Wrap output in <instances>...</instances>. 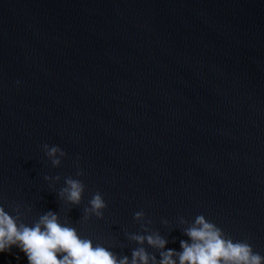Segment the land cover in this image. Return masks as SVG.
I'll return each mask as SVG.
<instances>
[{"label":"water","instance_id":"water-1","mask_svg":"<svg viewBox=\"0 0 264 264\" xmlns=\"http://www.w3.org/2000/svg\"><path fill=\"white\" fill-rule=\"evenodd\" d=\"M68 176L79 206L57 197ZM0 204L55 211L118 256L141 210L167 248L204 215L264 255V0H0Z\"/></svg>","mask_w":264,"mask_h":264},{"label":"clouds","instance_id":"clouds-1","mask_svg":"<svg viewBox=\"0 0 264 264\" xmlns=\"http://www.w3.org/2000/svg\"><path fill=\"white\" fill-rule=\"evenodd\" d=\"M42 147L51 166L59 168L67 153L58 145ZM76 166L79 168L78 160ZM82 175L83 170L77 171V177ZM44 179L53 184L61 177ZM85 187L80 179L68 176L56 194L59 200L79 206ZM106 208L104 196L97 191L83 210V220L91 216L102 218ZM24 217L25 212L19 206L9 210L0 204V254L11 253L15 248L23 254L26 264H264V255L256 252L247 240H234L204 215L196 216L191 223L179 219L181 225H186L183 234L188 239L180 240L177 251L167 248L168 240L159 231L151 230L152 221L146 220L143 210L137 211L134 219L140 223L143 234L129 235V239L140 245L132 250L131 258L118 256L110 250L111 246L83 237L55 211L44 212L32 223H26ZM162 223L167 226L169 221L165 219ZM145 244L158 251L159 259L143 247ZM16 259L21 257L17 255Z\"/></svg>","mask_w":264,"mask_h":264}]
</instances>
